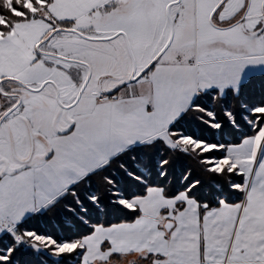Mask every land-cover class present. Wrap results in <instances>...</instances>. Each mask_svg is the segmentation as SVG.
Wrapping results in <instances>:
<instances>
[{
  "label": "snow or ice",
  "instance_id": "snow-or-ice-1",
  "mask_svg": "<svg viewBox=\"0 0 264 264\" xmlns=\"http://www.w3.org/2000/svg\"><path fill=\"white\" fill-rule=\"evenodd\" d=\"M0 264H264V0H0Z\"/></svg>",
  "mask_w": 264,
  "mask_h": 264
}]
</instances>
